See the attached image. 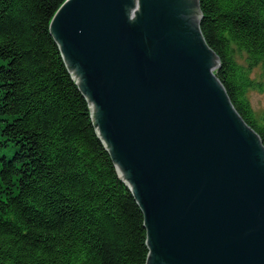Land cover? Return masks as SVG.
I'll return each mask as SVG.
<instances>
[{"label":"water","instance_id":"95a60500","mask_svg":"<svg viewBox=\"0 0 264 264\" xmlns=\"http://www.w3.org/2000/svg\"><path fill=\"white\" fill-rule=\"evenodd\" d=\"M202 19L200 0H63L51 33L144 213L147 264H264V143Z\"/></svg>","mask_w":264,"mask_h":264},{"label":"trees","instance_id":"16d2710c","mask_svg":"<svg viewBox=\"0 0 264 264\" xmlns=\"http://www.w3.org/2000/svg\"><path fill=\"white\" fill-rule=\"evenodd\" d=\"M200 3L216 74L264 143L247 95L264 91V0ZM62 5L0 0V264H147L144 213L51 33Z\"/></svg>","mask_w":264,"mask_h":264},{"label":"rangeland","instance_id":"374dc122","mask_svg":"<svg viewBox=\"0 0 264 264\" xmlns=\"http://www.w3.org/2000/svg\"><path fill=\"white\" fill-rule=\"evenodd\" d=\"M240 62L244 63L243 60H241ZM262 72V68L259 65L255 68V75H253L252 78L263 82L262 84L264 86ZM258 86L259 85H256L254 89H251L247 95L254 111L257 113L258 116H261L262 114H264V91H262Z\"/></svg>","mask_w":264,"mask_h":264}]
</instances>
